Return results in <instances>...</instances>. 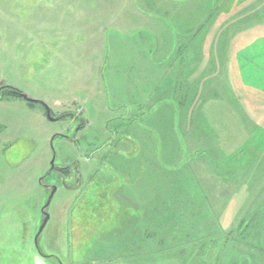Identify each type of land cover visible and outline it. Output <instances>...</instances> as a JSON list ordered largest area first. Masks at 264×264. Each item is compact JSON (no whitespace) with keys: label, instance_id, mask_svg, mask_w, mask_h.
I'll return each instance as SVG.
<instances>
[{"label":"rangeland","instance_id":"1","mask_svg":"<svg viewBox=\"0 0 264 264\" xmlns=\"http://www.w3.org/2000/svg\"><path fill=\"white\" fill-rule=\"evenodd\" d=\"M53 4L0 0V90L11 88L31 100L0 96V264H154L150 257L159 251L164 264H264V124L252 121V115L238 123L243 129L235 142L206 141L219 152L198 158L202 164L191 178L188 170L179 172L188 179L181 186L187 197L179 216L162 220L168 227L163 236L147 245H127V234L116 236L112 224L105 226L107 210L118 214L117 187L149 202L152 192L164 200L174 190L148 178L131 186L116 177L105 185L96 172L111 174L108 165L119 154L120 140L137 146L130 124L123 121L131 110L109 99L107 41L102 49L91 37L100 28L85 27L80 11H67V4ZM113 29L106 28L105 36ZM247 98L264 101V85ZM64 111L72 117L58 119ZM53 161L57 169L75 166L64 182L60 171L50 173ZM73 173L79 174L80 190L64 187L74 185ZM56 187L47 210L50 221L39 240L47 258L42 259L35 239ZM114 240L121 245L107 249Z\"/></svg>","mask_w":264,"mask_h":264},{"label":"crops","instance_id":"2","mask_svg":"<svg viewBox=\"0 0 264 264\" xmlns=\"http://www.w3.org/2000/svg\"><path fill=\"white\" fill-rule=\"evenodd\" d=\"M53 1L55 8L60 3L67 4V11H80L85 27L100 28L91 37L102 49L107 41L109 99L131 110L123 121L130 124L137 146L120 140L119 154L108 165L111 174L96 172L105 185L116 177L131 186L148 178L174 190L173 206L171 196L159 200L155 192L151 202L122 187L113 192L118 214L107 210L105 226L112 224L116 236L127 234V245H147L154 235H164L168 227L162 220L181 213L179 206L187 197L181 186L188 179L179 172L188 170L191 178L202 164L198 158L219 152L206 147V141L217 146L235 142L243 129L238 123L248 122L250 115L264 124V101L247 98L249 91L264 85V0ZM112 27L113 34L106 37V28ZM58 115L72 117L66 111ZM118 245L115 241L106 248L116 250Z\"/></svg>","mask_w":264,"mask_h":264},{"label":"water","instance_id":"3","mask_svg":"<svg viewBox=\"0 0 264 264\" xmlns=\"http://www.w3.org/2000/svg\"><path fill=\"white\" fill-rule=\"evenodd\" d=\"M16 94H17L20 98H22V99H24V100L31 101V100H29V98H28L26 95H24V94H22V93H16ZM47 115H48V117H49L50 119H52V115H51V111H50V109L47 110ZM58 119H60V118H58ZM54 169H55V161L52 162V170H51V172H52ZM51 172H50V173H51ZM57 190H58V187H56V188L53 190V192L51 193V196H50V198H49V200H48L46 206H45L44 209H43V213H44L45 219H44V222H43V224H42V226H41V228H40V230H39V232H38V234H37V236H36V239H35V246H36L38 252H39L42 256H44V255H43V253H42V251H41V249H40V247H39V240H40V237H41L42 233L44 232L46 226L48 225V223H49V221H50V215L48 214L47 209H48L49 206L51 205L52 200H53V198H54V196H55Z\"/></svg>","mask_w":264,"mask_h":264},{"label":"flooded vegetation","instance_id":"4","mask_svg":"<svg viewBox=\"0 0 264 264\" xmlns=\"http://www.w3.org/2000/svg\"><path fill=\"white\" fill-rule=\"evenodd\" d=\"M15 90H13V89H10V88H3L2 90H0V96L1 95H3V94H6V93H10V94H12V95H14V96H18L16 93H18V92H15ZM20 93V92H19ZM16 94V95H15ZM19 97V96H18ZM75 166H71L70 168H65V169H57L56 167H55V169L51 172V174H53L54 173V171L55 172H59L60 173V176H59V179L62 181L63 180V182H64V179L66 178V176L68 175V174H70L71 173V171L73 170V168H74ZM77 167V166H76ZM76 171H74V173H75ZM74 173H73V175H74ZM58 175V174H57ZM75 179H74V185H64V187H66V188H68V189H71V188H74L75 190H80V188H81V186H82V184L80 185L79 183V174L77 173V174H75L74 176H73ZM80 185V186H79ZM59 188V187H58ZM48 210V209H47Z\"/></svg>","mask_w":264,"mask_h":264},{"label":"trees","instance_id":"5","mask_svg":"<svg viewBox=\"0 0 264 264\" xmlns=\"http://www.w3.org/2000/svg\"><path fill=\"white\" fill-rule=\"evenodd\" d=\"M10 89H11V88H10ZM15 92H18V91L15 90ZM15 92H14V93H15ZM18 93H19V92H18ZM15 95H16V94H15ZM154 236H155V235H154ZM154 236H153V237H154ZM163 247H164V245H163ZM163 247H162V248H163ZM155 249H157V248H155ZM152 250H153V249H152ZM152 250H151V256L153 255ZM171 251L174 252V249H171ZM160 252H161V253H160ZM155 253H156V252H155ZM163 254H164V253H163L162 251H159L155 256H152V257H150V258H151V260L154 262V264H164V262H165L166 260H163V259H159V258H158V256H160V257H161V256H164ZM115 256H116V255H115ZM153 257H154L155 259H154ZM112 258H116V257H113V256H112ZM176 264H179V263L177 262Z\"/></svg>","mask_w":264,"mask_h":264}]
</instances>
